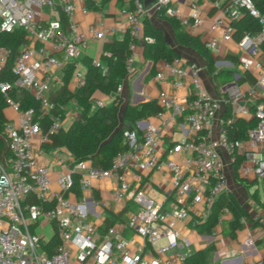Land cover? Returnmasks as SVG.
<instances>
[{
    "label": "built area",
    "instance_id": "2783aa9c",
    "mask_svg": "<svg viewBox=\"0 0 264 264\" xmlns=\"http://www.w3.org/2000/svg\"><path fill=\"white\" fill-rule=\"evenodd\" d=\"M77 1L81 4V13L85 14L88 11L87 0ZM91 2L97 6L103 0ZM154 4L157 11L173 17L181 26L196 28L202 23L200 7L194 1L190 2L186 16L171 7V0H154ZM74 9V0H0V30L10 33L22 29L29 41L40 44V47L27 45L20 50L12 73L16 76V86L39 103L41 113L35 116L31 109L21 111L18 103L6 96L9 86L0 84L7 108L16 115V121L6 123L2 132L0 264H183L188 255L179 251L181 239L177 225L188 219L190 202L208 209L226 190L225 166L220 153L231 157L244 145L257 151L251 171L255 179H264L263 107L255 105L252 117L257 123L254 129L248 131L246 141H231L222 130L213 138L210 125L221 101L212 98L203 87L200 67L194 63L178 65L176 61L160 62L156 80L168 82L173 90L187 88L183 104L161 90L156 100L162 111L155 115L159 125L148 124L140 135L135 130L124 131L122 142L126 149L114 156L109 169L92 167L88 161L72 160L54 176L49 167L38 160L43 146L49 143L48 136L41 131L39 116L48 119L49 133L61 128L63 118V107L59 108L60 112L53 113L54 104L49 99L52 86L60 85L54 72L72 65L76 86H81L83 74L76 71L77 55L87 47V34L97 40L104 36L103 31H98L95 26H90L87 34L79 31L72 21ZM44 11H47L48 20L42 19ZM221 11L222 16L210 25V30L220 36L204 44L210 51H215L221 42L232 40L231 24L242 12L252 16L260 25L259 33L244 34L237 42L239 49L254 57L252 64L243 62L240 69L252 71L255 83L241 85L236 82L240 75L234 74L223 99L229 104L233 117H246L250 115L248 104L252 103L255 91L264 90V50L259 48L264 38V15L258 12L252 0H228ZM145 12L144 0H133L131 10L120 11L126 17L132 40H141V21ZM60 13L67 17L69 35L61 26ZM46 44L50 45L51 51H60L62 58L47 54ZM135 52L133 42L129 45V55L124 64V80L129 79L133 72ZM6 55V50L0 47V69ZM121 87L122 83L118 85L117 92ZM102 104L96 100L92 107ZM177 117L184 118L190 139L167 149L166 154L170 158L161 163L156 154L157 139L161 129L175 123ZM35 141L38 143L36 153L33 152L37 144ZM179 153L187 155L182 160L174 159ZM59 164L63 162L59 161ZM162 167L166 168L170 177L171 205L167 209L143 189L132 191L126 177L127 172L146 173ZM75 176H78V189L82 194L92 190L96 181H114L110 194L112 204L121 206L130 201L136 210L128 215L121 228L101 230L100 225L86 218L89 202L83 205L87 209L85 211L81 209V204L68 198ZM27 198H32L33 202H28ZM100 205L103 206L104 202L101 201ZM39 223H49L58 237L59 243L52 254L42 249L48 241L35 232ZM123 227L139 236L142 245L134 247L132 241L123 235ZM184 242H188L186 238ZM246 243L252 244V240L248 238ZM256 264L262 263L259 261Z\"/></svg>",
    "mask_w": 264,
    "mask_h": 264
},
{
    "label": "crops",
    "instance_id": "0c3cea01",
    "mask_svg": "<svg viewBox=\"0 0 264 264\" xmlns=\"http://www.w3.org/2000/svg\"><path fill=\"white\" fill-rule=\"evenodd\" d=\"M196 2L202 13V23L199 27L192 28L190 26H182V28L193 36L199 37L203 44L213 37L217 38L220 36L219 33H214L210 30L211 23L222 16V11L217 6V0H171V7L179 9L183 15H187L186 10L189 7L190 2ZM145 4V15L143 18H147L153 26L160 29L163 32L164 39L168 46L180 56V59L176 61L178 65H186L188 63H194L200 67V79L203 87L207 90L212 98L220 100L219 109L213 118L210 130L211 137L216 138L221 130V118L226 110V104L223 100L226 96V87L230 82L225 83L218 89L215 86L212 76L208 74L204 60L192 49L180 46L177 44L174 38L173 31L170 25L163 19L160 18L157 13V8L154 4V0H144ZM74 12L72 15V21L78 26L79 31L87 34V30L90 26H95L98 31H103L104 36L102 39H94L90 35L88 36L87 47L84 50H80L77 55L76 71L84 75V68L82 64L83 58H91L93 61H99V57L102 51L104 43L110 41L112 38L120 39L126 30H128V24L126 17L120 13V5H117L114 1L106 3H100L97 5L98 10H90L83 14L80 11L81 4L77 0H74ZM47 15L42 17L43 20H48L49 16L47 11H44ZM142 18V19H143ZM69 35V31H65ZM28 40V39H27ZM28 45H34L40 47L39 43H33L28 40ZM46 53L53 55L57 58H62L60 51H51L49 44L44 46ZM210 51V50H209ZM219 60L215 63V66L220 69H229L234 74L243 75L245 71L240 69L241 63L248 62L252 64L254 57L250 54H245L237 46V42L231 40L229 42H221L219 47L215 51H210ZM235 58L239 62L233 65L229 59ZM79 67H81L79 69ZM64 67L61 71L54 72L55 77L60 81L59 86H52L51 92H55L58 88L63 85L64 78ZM151 68V62L143 60L140 53V46L137 45L134 56L133 72L129 79L122 81L121 90L118 95L123 99V104L120 109L123 110V106L126 102L131 105H139L148 100L156 99L158 93L164 90L170 96L174 97L183 104L187 93V88L180 90H173L170 84L166 81L159 82L156 80L155 75L149 76V70ZM160 69V62L157 64V71ZM252 76L253 72H249ZM241 85H250L247 82L239 83ZM254 85V84H253ZM76 79L71 73L70 81L68 84V90L70 92L76 91ZM264 97V90L257 89L255 95L252 98V103L248 104L250 115L242 117L244 119L252 118V107L255 106L257 101ZM112 96L104 100L105 105L111 103ZM71 104L74 105V110L66 116V109ZM231 109V108H230ZM255 109V108H254ZM5 114L10 122L16 121V115L9 109H5ZM79 109L74 102H69L63 107V118L61 127L66 129L73 120L78 117ZM159 125V120L155 116H149L144 119L137 121L134 125V130L142 133L144 128L148 125ZM183 130H180V128ZM190 135L187 133L186 125L184 124L183 117H177L175 123L170 126L161 129V134L157 139V150L156 154L158 160L164 163L168 158L166 150L176 143L188 141ZM37 143V141H35ZM38 143L34 145L33 152L36 153ZM57 151V154L55 151ZM237 154L242 155L243 162L240 167V176L248 180V174L251 173L252 161L257 158L258 152L247 149L244 145L239 149ZM46 154L54 155L52 161L45 158ZM66 155L62 158V155ZM187 154L179 153L173 158L176 160H182ZM221 159L225 166L226 174V192H229L235 196L240 206L246 211L247 217L241 220V227L230 235L227 230V222L229 220V214L223 210L219 212L217 216L211 215V209L206 208L200 204L189 203L188 208V219L184 222H180L177 225L180 233L181 246L179 251L189 255H196L192 259L193 264H256L264 258V210L250 198V194L257 188L258 200L261 201L258 194V183L262 185V181L257 180V184L250 189H245L243 186L238 184L232 175L231 165L232 157L225 153H220ZM38 160L49 167L53 172V175L62 172L66 168V164L73 159L63 148H47L43 147V152L38 156ZM62 161L63 164H59ZM131 190L143 189L146 194L155 200L162 203L165 209L171 205V198L169 196L170 191V177L166 168L158 171H151L146 173L138 172H127L126 175ZM255 179V178H254ZM248 180V181H253ZM115 186L112 180L96 181L92 190L81 193L79 191V197H76L74 191L68 194V198L75 200V203L81 204L82 210H87L83 206L85 202H89L86 206L89 207L87 210L86 218L90 221L100 225V229L105 228V219L107 218L112 223L109 227L121 228L128 215L136 210V207L130 202L126 201L123 205L117 206L112 204L110 194ZM54 187V184H52ZM104 202L101 206L100 203ZM72 202V201H71ZM93 202V203H91ZM124 212V213H123ZM122 213V215H121ZM254 216V217H253ZM50 229L51 235L49 238H45L46 231ZM35 232L39 234L45 241H49L53 235V229L49 223H39L35 228ZM123 235L130 239L134 247L142 245V239L131 232L129 229L123 227ZM187 239V243L184 239ZM252 240V244H247V239ZM180 264V263H179Z\"/></svg>",
    "mask_w": 264,
    "mask_h": 264
},
{
    "label": "trees",
    "instance_id": "16d2710c",
    "mask_svg": "<svg viewBox=\"0 0 264 264\" xmlns=\"http://www.w3.org/2000/svg\"><path fill=\"white\" fill-rule=\"evenodd\" d=\"M114 1L121 8L126 10L132 9L133 0H103L102 3ZM218 6L223 9L228 0H217ZM255 8L261 15H264V0H252ZM87 7L90 10H98L91 0H87ZM160 18L165 20L171 27L175 41L180 46L192 48L205 62L208 74L212 76L215 86L225 84L231 81L233 71L229 69H220L215 66L219 60L208 49L205 48L202 41L197 36L186 32L182 26L173 17L163 15L158 10ZM60 22L62 28L68 30L67 17L60 13ZM142 35L141 40H132L129 30H126L122 38H112L102 46L99 61L94 63L91 58H83L84 68L83 83L78 86L76 91L70 92L68 84L70 81L73 66H66L63 78V85L55 92L49 95L50 101L54 104L53 113H58L60 107H64L69 102H74L79 109L78 117L71 124L63 129L62 127L55 133H49V122L45 116H39L41 131L49 138V143L44 145L47 148H63L73 159V161H88L92 167L107 170L111 166L114 156L126 149L122 142L123 132L134 130L137 121L149 116H155L162 107L156 99L148 100L139 105H131L126 102L123 106L122 117L119 116L120 107L123 99L118 95L117 87L126 78L125 61L129 55V45L135 43L140 46V53L143 60L151 62L149 76H154L157 72L159 62L172 63L180 59L164 39L163 32L153 26L147 18L141 21ZM232 40L239 42L244 34L253 35L260 32V25L257 20L246 12L233 21ZM28 45L25 31L15 29L7 33L0 30V47L6 50V60L0 69V84L5 83L9 86L6 94L14 102L18 103L21 111L28 109L33 110L35 116L40 115L39 103L25 90L16 86V76L12 73V66L22 48ZM260 50H264V38L260 43ZM233 65L239 62L235 58L226 57ZM237 83L247 82L250 85L255 83V78L248 71H245L237 80ZM100 93L112 96L109 105L92 107V103L99 100L95 94ZM6 96L0 92V153L4 149L2 132L4 125L10 120L5 114ZM257 104L263 107L264 97L259 99ZM252 107V112L255 111ZM256 119H244L242 117H233L229 104H226V110L221 118V130L231 141H246L248 131L256 126ZM232 157V175L235 181L245 189H250L257 184V179L248 181L240 176V167L243 162L242 155L233 152ZM76 197H79L78 176L74 177L72 186ZM250 198L256 202L263 210L264 204H261L257 196V188L250 194ZM28 202H33L32 198H27ZM211 215L217 216L219 212L225 210L229 214L227 230L230 235L240 229L241 220L247 217L246 211L240 206L235 196L229 192H222L213 201L210 206ZM124 213V212H123ZM122 215V213H121ZM112 222L105 219V228H108ZM59 243L56 233H53L49 241L42 245V249L49 254L54 252ZM196 255L185 257L183 264H193L192 259ZM264 264V258L260 261Z\"/></svg>",
    "mask_w": 264,
    "mask_h": 264
},
{
    "label": "rangeland",
    "instance_id": "374dc122",
    "mask_svg": "<svg viewBox=\"0 0 264 264\" xmlns=\"http://www.w3.org/2000/svg\"><path fill=\"white\" fill-rule=\"evenodd\" d=\"M188 9H189V7H187L186 13H188ZM43 16L47 18V15L45 14V12L43 13ZM80 68H81V67H79V69H80ZM221 86H222V84H219V85H218V89H221ZM95 96H96V97H97L102 103H104V100L108 98L107 95H103V94H100V93H96ZM73 110H74V105L71 104V105H70L69 107H67V109H66V114H67L66 116L68 117L69 113H70L71 111H73ZM119 116L122 117V109H120V111H119ZM61 155H62V158H65V157H66V155H64V154H61ZM45 158H46L47 160H49V161H52L53 158H54V155H52V154H46V155H45ZM254 178H255V177H254V175H253L252 172L248 174V180H252V179H254ZM259 182H260V181H259ZM258 194H259V197H260L261 201L264 202V188L262 187V185H261L260 183H258ZM71 201H72V202H75L74 199H71ZM253 217H254V216H253ZM50 235H51V232H50V229H48V230L46 231L45 238H49Z\"/></svg>",
    "mask_w": 264,
    "mask_h": 264
},
{
    "label": "water",
    "instance_id": "95a60500",
    "mask_svg": "<svg viewBox=\"0 0 264 264\" xmlns=\"http://www.w3.org/2000/svg\"><path fill=\"white\" fill-rule=\"evenodd\" d=\"M217 64H219V63L217 62ZM262 184L264 185V179L262 180Z\"/></svg>",
    "mask_w": 264,
    "mask_h": 264
}]
</instances>
